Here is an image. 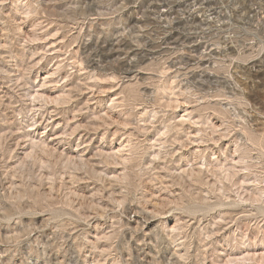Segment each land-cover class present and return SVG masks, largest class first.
I'll list each match as a JSON object with an SVG mask.
<instances>
[{
    "label": "rangeland",
    "instance_id": "rangeland-1",
    "mask_svg": "<svg viewBox=\"0 0 264 264\" xmlns=\"http://www.w3.org/2000/svg\"><path fill=\"white\" fill-rule=\"evenodd\" d=\"M0 264H264V0H0Z\"/></svg>",
    "mask_w": 264,
    "mask_h": 264
},
{
    "label": "bare ground",
    "instance_id": "bare-ground-1",
    "mask_svg": "<svg viewBox=\"0 0 264 264\" xmlns=\"http://www.w3.org/2000/svg\"><path fill=\"white\" fill-rule=\"evenodd\" d=\"M70 92V91H69ZM40 94V93H39ZM69 93H63V95L60 97V98H62V97H65V98H68L69 97ZM59 98V97H58ZM114 154H117V153H114Z\"/></svg>",
    "mask_w": 264,
    "mask_h": 264
}]
</instances>
